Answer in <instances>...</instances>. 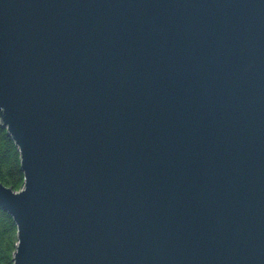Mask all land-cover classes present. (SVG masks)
<instances>
[{
	"label": "water",
	"instance_id": "obj_1",
	"mask_svg": "<svg viewBox=\"0 0 264 264\" xmlns=\"http://www.w3.org/2000/svg\"><path fill=\"white\" fill-rule=\"evenodd\" d=\"M13 264H264V0H0Z\"/></svg>",
	"mask_w": 264,
	"mask_h": 264
},
{
	"label": "trees",
	"instance_id": "obj_2",
	"mask_svg": "<svg viewBox=\"0 0 264 264\" xmlns=\"http://www.w3.org/2000/svg\"><path fill=\"white\" fill-rule=\"evenodd\" d=\"M0 181L14 190L23 187L24 174L20 154L0 120ZM16 225L7 211L0 207V264H13L16 249Z\"/></svg>",
	"mask_w": 264,
	"mask_h": 264
}]
</instances>
